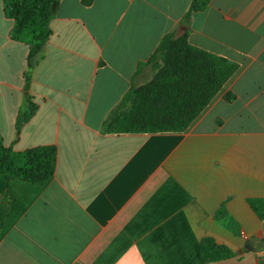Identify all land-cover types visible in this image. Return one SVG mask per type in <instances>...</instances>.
I'll return each mask as SVG.
<instances>
[{"label":"crops","instance_id":"0c3cea01","mask_svg":"<svg viewBox=\"0 0 264 264\" xmlns=\"http://www.w3.org/2000/svg\"><path fill=\"white\" fill-rule=\"evenodd\" d=\"M81 1L60 0L31 72L37 109L16 136L29 47L10 39L0 0V139L57 149L45 185L0 175V264H264V219L248 204L264 199V0H211L191 16L189 44L237 71L185 132L160 134L101 127L151 78L137 64L185 31L191 0ZM204 238L233 257L202 262Z\"/></svg>","mask_w":264,"mask_h":264},{"label":"trees","instance_id":"16d2710c","mask_svg":"<svg viewBox=\"0 0 264 264\" xmlns=\"http://www.w3.org/2000/svg\"><path fill=\"white\" fill-rule=\"evenodd\" d=\"M93 0H82L89 6ZM211 0H191L178 27L165 34L146 62L137 64L136 73L147 66L151 78L140 86L131 84L119 103L102 123L105 134H160L185 132L205 110L227 81L237 71V66L219 56L189 44L191 16L204 12ZM60 0H2L3 15L12 21L10 39L29 47L24 78V106L16 119V136L20 128L36 112L29 95L31 72L35 58L51 36L50 22L55 18ZM225 100L230 102L232 95ZM57 160L55 146H40L23 152L5 147L0 139V175L9 179L45 185L52 178ZM10 195L0 203V229L6 217V204ZM251 209L264 219V199H249ZM264 243V238L262 240ZM199 259L214 263L233 257L224 245L211 238L201 241Z\"/></svg>","mask_w":264,"mask_h":264},{"label":"water","instance_id":"95a60500","mask_svg":"<svg viewBox=\"0 0 264 264\" xmlns=\"http://www.w3.org/2000/svg\"><path fill=\"white\" fill-rule=\"evenodd\" d=\"M245 247H246L247 250H250V251L253 250V248L251 247V242L250 241L246 242Z\"/></svg>","mask_w":264,"mask_h":264}]
</instances>
